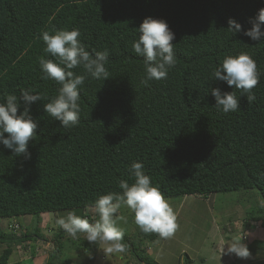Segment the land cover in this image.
<instances>
[{
  "label": "trees",
  "instance_id": "obj_1",
  "mask_svg": "<svg viewBox=\"0 0 264 264\" xmlns=\"http://www.w3.org/2000/svg\"><path fill=\"white\" fill-rule=\"evenodd\" d=\"M261 8L264 0H0V103L15 95L19 114L25 108L22 90L46 97L28 106L37 123L27 146L30 158L0 143V219L37 217L33 230L11 223L10 232L0 226V244L6 245L0 264H24L9 259L14 245L40 237L42 213L77 211L95 222L90 206L100 195L121 193L119 181L133 183L134 162L143 164L144 174L165 198L257 189L264 199V38L253 41L228 29L230 18L250 28ZM146 17L168 24L176 59L166 79L147 85L142 83L144 57L132 48ZM59 30H78L80 42L93 55L108 52L110 77L105 80L94 79L82 66L73 69L85 81L78 88L79 123L70 129L44 109L60 85L43 78L40 58H56L45 52L42 35ZM240 53L257 64L252 103L246 93L213 76L225 57ZM213 88L234 92L239 108L228 113L217 108ZM262 210L259 204L248 219L264 227ZM15 229H24L23 234ZM64 233L59 231L61 239ZM138 234L142 240L161 238L141 230ZM69 240L55 244L45 264H58L64 249L86 252L94 247L80 235L74 243ZM121 243L123 252H133L144 264H158L140 257L133 238ZM252 243L264 250V240Z\"/></svg>",
  "mask_w": 264,
  "mask_h": 264
},
{
  "label": "clouds",
  "instance_id": "obj_2",
  "mask_svg": "<svg viewBox=\"0 0 264 264\" xmlns=\"http://www.w3.org/2000/svg\"><path fill=\"white\" fill-rule=\"evenodd\" d=\"M228 24V29L234 34L243 32L253 41H259L264 38V8L258 10L256 17L250 20L251 27L246 30L234 19L230 18ZM138 30L140 35L132 48L138 56L144 57L146 78L142 83L147 85L149 80L166 79L168 70L176 65L172 43L174 33L164 20L151 17H146ZM79 36L78 30H59L55 34L45 31L42 35L45 52L56 60L44 57L39 60L43 78L52 79L60 85L56 97L44 104L45 112L68 129L79 123L81 108L78 88L85 81V76L77 75L73 69L82 66L94 79L105 80L110 77L105 67L107 50L97 51L93 55L85 50ZM213 76L216 80L226 82L229 87L246 93L248 103L255 101L252 90L259 83V74L255 60L248 54L225 57L221 67L214 70ZM211 94L217 108H222L225 113L234 112L240 106L234 92L222 93L219 88H213ZM19 99L25 104L23 113L19 114L18 98L15 95H7L6 103H0V143L15 155L30 158L27 146L36 135L37 123L29 115L28 106L46 97L32 94L31 90H22ZM4 133L8 134L7 137ZM143 167L142 163L134 162L130 167L134 182L129 184L125 180L119 181L121 193L100 195L94 205L90 206L89 210L98 217L94 223L69 211L66 217H59L56 224L74 239L82 233L89 242L107 245L104 249L107 253L123 252L125 246L121 241L124 233L117 227V220H124V217L117 216V213L122 205H126L134 214L135 223L142 232L155 233L163 239L171 238L179 228L177 217L159 188L144 174ZM261 206L264 207V204ZM241 239L227 243L228 247L226 251L223 248L222 253L235 254L241 259L251 258V253L241 243Z\"/></svg>",
  "mask_w": 264,
  "mask_h": 264
},
{
  "label": "rangeland",
  "instance_id": "obj_3",
  "mask_svg": "<svg viewBox=\"0 0 264 264\" xmlns=\"http://www.w3.org/2000/svg\"><path fill=\"white\" fill-rule=\"evenodd\" d=\"M165 199L173 208L179 225L175 234L168 239L159 238L154 241L140 239L138 233L141 229L136 225L132 211L126 205H122L117 213V216L124 217V220H117V227L123 231V238L130 237L137 242L140 257L155 260L158 264H187L189 260H191L190 264H264V250L257 249V246L252 243V238L261 239L264 236L255 233L250 236L251 238L243 237L250 235V230L246 232V229L253 223V219H248V217L250 218L253 212L259 211V204H264V199L257 189L213 193L207 198L200 195H186ZM68 212L69 210H62L40 214V237L14 245L9 261L11 263L22 261L24 264H45L55 244H60L61 241L67 242L69 238L71 239L69 243H74L77 238H72L66 232L61 239L59 231L62 228L56 224V220L59 217H66ZM74 212L77 213V211ZM89 214L95 217L93 220L98 218L90 210ZM259 216L264 217V207ZM11 223L14 228H17L19 224L24 229L33 230L37 224V217L26 215L0 219V226L6 231H12L9 227ZM255 224L256 222L252 225ZM230 226L234 231L230 230ZM226 228L228 230H225ZM24 229H15V233L21 235ZM78 235L83 241H88L84 239V234ZM240 239L241 243L245 241L243 245L249 247L253 245L248 249L251 258L241 259L235 254L222 253L223 248L226 251L227 243L230 244ZM76 242L78 243L79 240ZM92 244L94 247L86 252L84 250L81 252L82 249L79 252L64 249L63 253L61 252L62 256L58 258V264H64V261L68 259L72 260L71 264H144L133 252L107 253L104 250L107 245ZM5 247V244H0V255Z\"/></svg>",
  "mask_w": 264,
  "mask_h": 264
},
{
  "label": "crops",
  "instance_id": "obj_4",
  "mask_svg": "<svg viewBox=\"0 0 264 264\" xmlns=\"http://www.w3.org/2000/svg\"><path fill=\"white\" fill-rule=\"evenodd\" d=\"M253 222V223H252ZM252 224H254V222H256V224L255 225H252V224H250L249 226L250 227H248L247 229H246V232H248V230H250L249 231V236H247V235H244L243 237L245 238V239H248V238H251L250 236L251 235H253V234H255V233H257L258 235H262V236H264V227L261 225V222L260 223H258L259 221L258 220H252ZM260 225V226H259ZM260 227V228H259ZM230 230L231 231H234V229L232 228V226H230ZM255 228H257V230H255ZM260 229V230H259ZM225 230H228L227 228L225 229ZM247 234V233H246ZM247 236V237H246ZM253 239V241L254 240H257V239H259V238H256V239H254V238H252ZM259 240H264V238H261V239H259ZM252 241V242H253ZM245 242V241H244ZM244 242L242 243V244H244ZM244 246H246V247H248L247 245H244ZM223 258V257H222ZM223 259H225V257L223 258ZM226 260V259H225Z\"/></svg>",
  "mask_w": 264,
  "mask_h": 264
}]
</instances>
